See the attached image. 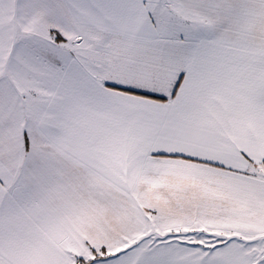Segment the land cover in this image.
I'll return each mask as SVG.
<instances>
[{
  "label": "snow or ice",
  "instance_id": "1",
  "mask_svg": "<svg viewBox=\"0 0 264 264\" xmlns=\"http://www.w3.org/2000/svg\"><path fill=\"white\" fill-rule=\"evenodd\" d=\"M0 264H264V0H0Z\"/></svg>",
  "mask_w": 264,
  "mask_h": 264
}]
</instances>
